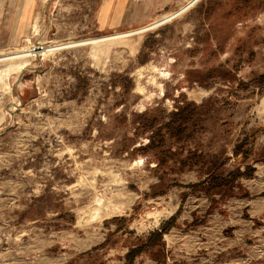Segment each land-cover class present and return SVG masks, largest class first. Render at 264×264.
Masks as SVG:
<instances>
[{"label": "rangeland", "instance_id": "1", "mask_svg": "<svg viewBox=\"0 0 264 264\" xmlns=\"http://www.w3.org/2000/svg\"><path fill=\"white\" fill-rule=\"evenodd\" d=\"M190 1L0 0V264H264V0Z\"/></svg>", "mask_w": 264, "mask_h": 264}, {"label": "bare ground", "instance_id": "2", "mask_svg": "<svg viewBox=\"0 0 264 264\" xmlns=\"http://www.w3.org/2000/svg\"><path fill=\"white\" fill-rule=\"evenodd\" d=\"M196 1L198 0H191L188 4L182 6L181 8H179L176 12L172 13V14H169V15H164L160 20H157L153 23H151L150 25H148L147 27H144L141 32H145V31H149L151 29H154L156 28L157 26H159L160 24H163L165 22H168L170 20H172L173 18L181 15L182 13H184L186 11L187 8L191 7ZM163 21V22H162ZM128 34V33H127ZM121 35V34H119ZM114 37H117V36H114ZM110 38V36H109ZM102 40V39H101ZM104 40V39H103ZM102 40V41H103ZM89 42V41H88ZM94 42V41H93ZM80 44V43H79ZM72 45V44H71ZM48 47V46H47ZM53 47V46H52ZM63 47V46H62ZM51 49H44V48H39L38 50L35 48V49H30V50H23L22 52L20 53H16V54H13V55H10V56H5L3 58H0V60H14V59H21V58H27L29 56H31V54L35 53L37 55H41L45 52H48L50 51ZM101 204H100V200L97 199L96 200V203L93 204L92 206H90V216H89V219L90 220H96L99 218L100 216V210H101Z\"/></svg>", "mask_w": 264, "mask_h": 264}, {"label": "trees", "instance_id": "3", "mask_svg": "<svg viewBox=\"0 0 264 264\" xmlns=\"http://www.w3.org/2000/svg\"><path fill=\"white\" fill-rule=\"evenodd\" d=\"M180 110H177V112L174 114V115H176V116H179V119H178V121L179 120H181L182 118H184V117H181L180 118ZM180 126H181V124H180ZM148 144H150V141H149V143ZM151 145H152V143H151ZM226 178L225 177H223V175H220V174H217V173H212L211 175H209L208 176V178L204 181V183L208 186L207 188H206V190H205V192H211L212 190H214V189H216V188H218V187H220V183L223 185V186H225V189H227V190H229V187L230 186H227V184H228V182L226 183ZM151 238V239H150ZM155 238H157V239H160L161 238V235H160V233H155V234H153L151 237L149 236V238L147 239L148 240V242L147 243H149L150 244V241L152 240V239H155Z\"/></svg>", "mask_w": 264, "mask_h": 264}, {"label": "crops", "instance_id": "4", "mask_svg": "<svg viewBox=\"0 0 264 264\" xmlns=\"http://www.w3.org/2000/svg\"><path fill=\"white\" fill-rule=\"evenodd\" d=\"M164 238H168V236H165ZM166 240V239H165ZM181 251H183L184 253H185V251L184 250H181Z\"/></svg>", "mask_w": 264, "mask_h": 264}, {"label": "water", "instance_id": "5", "mask_svg": "<svg viewBox=\"0 0 264 264\" xmlns=\"http://www.w3.org/2000/svg\"><path fill=\"white\" fill-rule=\"evenodd\" d=\"M163 22V21H162Z\"/></svg>", "mask_w": 264, "mask_h": 264}]
</instances>
